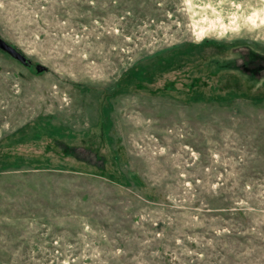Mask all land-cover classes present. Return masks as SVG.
I'll return each instance as SVG.
<instances>
[{
	"label": "rangeland",
	"instance_id": "obj_1",
	"mask_svg": "<svg viewBox=\"0 0 264 264\" xmlns=\"http://www.w3.org/2000/svg\"><path fill=\"white\" fill-rule=\"evenodd\" d=\"M0 39V264H264V0H0Z\"/></svg>",
	"mask_w": 264,
	"mask_h": 264
},
{
	"label": "water",
	"instance_id": "obj_2",
	"mask_svg": "<svg viewBox=\"0 0 264 264\" xmlns=\"http://www.w3.org/2000/svg\"><path fill=\"white\" fill-rule=\"evenodd\" d=\"M0 51L8 55L10 58L16 60L22 65H26V66L30 65V62L27 59H25L20 53L15 51L12 47L4 43L1 39H0ZM35 71L37 73L42 72L44 71V67L37 65L35 66Z\"/></svg>",
	"mask_w": 264,
	"mask_h": 264
},
{
	"label": "flooded vegetation",
	"instance_id": "obj_3",
	"mask_svg": "<svg viewBox=\"0 0 264 264\" xmlns=\"http://www.w3.org/2000/svg\"><path fill=\"white\" fill-rule=\"evenodd\" d=\"M29 66V65H28Z\"/></svg>",
	"mask_w": 264,
	"mask_h": 264
}]
</instances>
